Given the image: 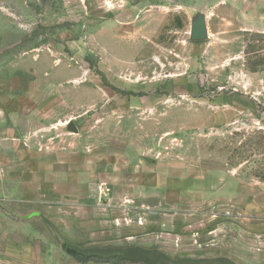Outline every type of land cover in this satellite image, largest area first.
I'll return each instance as SVG.
<instances>
[{
  "label": "rangeland",
  "instance_id": "1",
  "mask_svg": "<svg viewBox=\"0 0 264 264\" xmlns=\"http://www.w3.org/2000/svg\"><path fill=\"white\" fill-rule=\"evenodd\" d=\"M0 264H264V0H0Z\"/></svg>",
  "mask_w": 264,
  "mask_h": 264
},
{
  "label": "water",
  "instance_id": "2",
  "mask_svg": "<svg viewBox=\"0 0 264 264\" xmlns=\"http://www.w3.org/2000/svg\"><path fill=\"white\" fill-rule=\"evenodd\" d=\"M207 36V26L205 18L198 16L191 25L190 38L192 40L204 39ZM68 128L74 132L77 131L73 122H69Z\"/></svg>",
  "mask_w": 264,
  "mask_h": 264
},
{
  "label": "trees",
  "instance_id": "3",
  "mask_svg": "<svg viewBox=\"0 0 264 264\" xmlns=\"http://www.w3.org/2000/svg\"><path fill=\"white\" fill-rule=\"evenodd\" d=\"M64 248H65V250H66L68 253H70V254L76 256L78 259H83V258L81 257V254H80L81 252H80L78 249L73 248V247H69V246H67L66 244L64 245Z\"/></svg>",
  "mask_w": 264,
  "mask_h": 264
}]
</instances>
